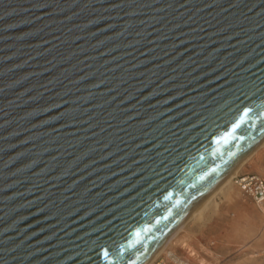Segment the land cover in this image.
Returning <instances> with one entry per match:
<instances>
[{"label": "water", "instance_id": "obj_1", "mask_svg": "<svg viewBox=\"0 0 264 264\" xmlns=\"http://www.w3.org/2000/svg\"><path fill=\"white\" fill-rule=\"evenodd\" d=\"M263 141L264 0H0V264H147Z\"/></svg>", "mask_w": 264, "mask_h": 264}, {"label": "rangeland", "instance_id": "obj_2", "mask_svg": "<svg viewBox=\"0 0 264 264\" xmlns=\"http://www.w3.org/2000/svg\"><path fill=\"white\" fill-rule=\"evenodd\" d=\"M237 175L264 180V151L244 163ZM166 250L172 256L163 254L153 264H264V210L255 207L231 180L199 218L184 225Z\"/></svg>", "mask_w": 264, "mask_h": 264}, {"label": "bare ground", "instance_id": "obj_3", "mask_svg": "<svg viewBox=\"0 0 264 264\" xmlns=\"http://www.w3.org/2000/svg\"><path fill=\"white\" fill-rule=\"evenodd\" d=\"M264 145V141L261 143V146ZM257 150V148L253 151V153ZM253 153L247 157L241 164H239L237 166V168L230 173L224 180L223 182L213 191V193L207 197V199H205L192 213L191 215L185 220V222L174 232V234L166 241V243L158 250V252L152 257V259L147 263V264H153L155 262V260L161 256V255H165V256H172V252H167L166 248L167 246L177 237L178 233H180L183 228L184 225L195 219V218H199L201 216V214L203 213L204 209L206 208V206L208 205V203L212 200V198L215 196V194H217L218 192H220L221 190H223V188L229 184V182L236 177L235 175L237 174V172L241 169V167L243 166L244 163H246L250 157L253 155Z\"/></svg>", "mask_w": 264, "mask_h": 264}, {"label": "built area", "instance_id": "obj_4", "mask_svg": "<svg viewBox=\"0 0 264 264\" xmlns=\"http://www.w3.org/2000/svg\"><path fill=\"white\" fill-rule=\"evenodd\" d=\"M241 194L250 199L260 210H264V180L257 175H237L232 179Z\"/></svg>", "mask_w": 264, "mask_h": 264}, {"label": "crops", "instance_id": "obj_5", "mask_svg": "<svg viewBox=\"0 0 264 264\" xmlns=\"http://www.w3.org/2000/svg\"><path fill=\"white\" fill-rule=\"evenodd\" d=\"M263 147L264 146L258 147L257 150L253 153V155L250 157V159L247 162H249L251 159L255 160L258 155L260 156V154H262V152L264 151Z\"/></svg>", "mask_w": 264, "mask_h": 264}, {"label": "snow or ice", "instance_id": "obj_6", "mask_svg": "<svg viewBox=\"0 0 264 264\" xmlns=\"http://www.w3.org/2000/svg\"><path fill=\"white\" fill-rule=\"evenodd\" d=\"M248 112H249V110L248 109H245L243 115L244 116H247L248 115ZM104 256H107V252L106 251L104 252Z\"/></svg>", "mask_w": 264, "mask_h": 264}]
</instances>
